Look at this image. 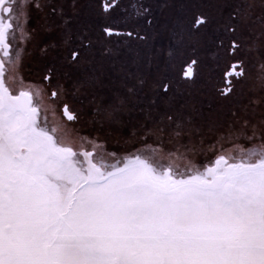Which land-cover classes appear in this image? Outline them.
<instances>
[{
	"label": "snow or ice",
	"instance_id": "snow-or-ice-1",
	"mask_svg": "<svg viewBox=\"0 0 264 264\" xmlns=\"http://www.w3.org/2000/svg\"><path fill=\"white\" fill-rule=\"evenodd\" d=\"M0 264H264V0H0Z\"/></svg>",
	"mask_w": 264,
	"mask_h": 264
}]
</instances>
